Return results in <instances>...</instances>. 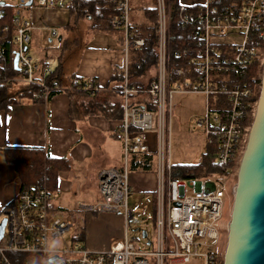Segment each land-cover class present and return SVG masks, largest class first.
Returning a JSON list of instances; mask_svg holds the SVG:
<instances>
[{"label": "built area", "instance_id": "2783aa9c", "mask_svg": "<svg viewBox=\"0 0 264 264\" xmlns=\"http://www.w3.org/2000/svg\"><path fill=\"white\" fill-rule=\"evenodd\" d=\"M6 1L17 6L12 27L0 24L1 32H13L14 55H17L19 76L10 85L19 82L29 85L33 88L31 99L45 100L60 89V84L48 65L33 60L27 52L32 26L23 8L29 0L0 3ZM69 1L31 0V5L64 8ZM106 1L116 9L112 22L123 32L125 50L131 45H142L141 38L129 39V0ZM3 15L0 8V19ZM51 35L55 36L56 30L51 29ZM263 48L264 0H239L226 8L215 0L193 5L156 0L154 72L147 85L137 89L129 86L128 64L123 67L119 89L123 116L114 134L123 145V163L98 170L99 200L77 206L78 210L89 213L120 215L122 236L111 237L104 249H89L77 243L49 248V241L63 237L74 226L75 219L52 214V191L43 187L20 193L1 210L6 223L0 239V264H180L192 258H201L203 264H222L223 250L219 248L222 233L227 230L225 213L256 103L252 104L248 119L241 98L255 96L260 90V83L254 80H224L227 74L240 76L251 66H257L260 77ZM83 89L97 91L92 84H84ZM176 93L227 96L231 103L224 111L206 106L203 116L195 120L212 152L211 162L217 167L207 176L186 177L182 172L175 173L171 165L169 123L171 97ZM142 95L145 98L141 99ZM151 131L156 134L153 149L146 140ZM147 152L154 154L156 186L150 194L153 211L145 215V221H152L154 234L148 237L147 224L136 227L141 236L145 232L142 247L126 231L129 225L141 224L127 205L131 192L128 161L133 154Z\"/></svg>", "mask_w": 264, "mask_h": 264}, {"label": "crops", "instance_id": "0c3cea01", "mask_svg": "<svg viewBox=\"0 0 264 264\" xmlns=\"http://www.w3.org/2000/svg\"><path fill=\"white\" fill-rule=\"evenodd\" d=\"M174 1L193 5L203 0ZM215 2L226 8L239 0ZM111 4L106 0H71L66 5V20L61 26L45 29L42 26H32L27 52L33 60L48 65L57 74L60 89L44 100L18 96L16 93L19 87L13 94H8L9 86L6 88L7 97L13 100L4 109H0V209L12 204L20 189L14 164L6 158V150L9 148H39L50 157L67 160L68 166L58 171L56 186L52 190L50 212L74 219L79 212V203L91 204L99 200L96 189L97 171L123 163V145L114 135L123 116L119 93L121 87L116 86L113 72L114 68L120 67L123 73L126 63L129 67V54L124 47L123 32L111 25L115 15V7H111ZM32 5L24 7L23 14ZM153 6L151 0H129V20L141 29V25L148 23L147 11ZM29 11L30 9L24 14L28 19L31 18ZM51 29L56 30L55 36L51 35ZM41 30L48 31L45 41L47 46H38ZM55 38L56 41L53 42ZM51 50L55 55L51 54ZM154 69L155 67L151 68L150 75ZM140 80L147 85V79ZM81 83L83 84L80 85ZM84 84H92L97 91L84 90ZM205 99L204 111L206 106L218 110L219 106H216L220 104L221 97ZM171 100L169 133L176 106L172 97ZM204 111L195 120L202 117ZM146 140L153 149L155 132H148ZM205 154L210 156L212 164V152L208 145ZM153 162L151 171L130 170L131 191L135 188L148 195L154 191L155 158ZM172 167L176 172L177 169L173 165ZM185 168L186 166L180 167L179 172H183ZM214 168L217 170V167ZM216 170L205 172L201 176H207ZM132 172L135 173L131 175ZM111 237L114 236L108 239Z\"/></svg>", "mask_w": 264, "mask_h": 264}, {"label": "trees", "instance_id": "16d2710c", "mask_svg": "<svg viewBox=\"0 0 264 264\" xmlns=\"http://www.w3.org/2000/svg\"><path fill=\"white\" fill-rule=\"evenodd\" d=\"M154 3L153 8L147 11L148 23L141 25V29L137 27V24L130 19L129 25L131 34L129 39L142 38L143 44L137 47L129 46V70H128V82L129 86L137 89L145 87L144 82H141L140 78L150 80L151 68L155 67V29H156V1L151 0ZM108 3V2H107ZM111 7L113 5L111 4ZM0 8L3 10V18L0 19V24H8L12 27L11 21L14 16V11L17 8L16 5L11 2L0 3ZM114 13L116 14V9ZM134 23V24H133ZM111 25L114 29L121 30L120 27H116L113 22ZM141 30V33H139ZM13 32H1L0 31V109H4L13 99L7 97L6 88L10 86V81L19 76V71L13 66L14 58V43L12 41ZM264 50V48H263ZM257 66H251L246 69L244 74L240 76H233L227 74L224 82H244L254 80L257 84L260 83V77L257 76ZM253 78V79H252ZM123 73L120 67L114 68L113 80L116 81L117 87H122ZM146 81V82H147ZM81 83L80 85H82ZM33 88L29 85H20L17 95L18 96H30V92ZM259 96V89L255 96L242 97L241 103L244 105L247 113V118H251L252 104L257 100ZM220 104L217 105L218 110L224 111L231 105L227 96H221L219 99ZM149 109L151 106L147 105ZM217 109V108H216ZM210 156L205 154L202 156L200 162L197 165L186 166L182 175L188 177L190 174L194 176H201L205 172L214 171V165L210 163ZM6 158L8 161L14 164L16 173L20 180L19 194L29 191H36L39 188H48L53 190L56 186L58 171L68 166V162L65 158L50 157L48 153L39 148H9L6 150ZM153 152H147L143 154H133L129 161L130 170L139 171H151L153 170ZM18 194V195H19ZM5 207L0 209L3 211ZM2 210V211H1ZM81 238V237H80ZM223 256V255H222ZM222 256L220 257L222 259Z\"/></svg>", "mask_w": 264, "mask_h": 264}, {"label": "rangeland", "instance_id": "374dc122", "mask_svg": "<svg viewBox=\"0 0 264 264\" xmlns=\"http://www.w3.org/2000/svg\"><path fill=\"white\" fill-rule=\"evenodd\" d=\"M29 11V18L31 26H42L43 29L51 26H61L66 18H64L65 12L68 11L65 8H48L43 6L32 5ZM24 11L26 14L27 10ZM32 19V20H31ZM33 21V23H32ZM48 36L47 30H41L38 46H47L46 38ZM56 41V38L53 42ZM37 44V42H36ZM52 47V46H51ZM30 52H34L30 50ZM54 51L51 50V54ZM55 55V54H53ZM262 72V69H259ZM21 83H13L8 87V94H13ZM172 99L176 104L173 111V117L171 121V131L169 134V153L170 162L177 169L175 173L179 172L180 167L190 166L197 164L203 155L207 152V143L202 130L198 129L194 125L196 117H199L205 106V96L200 93H176L173 94ZM135 172H132L134 174ZM131 177V176H130ZM236 183V178L235 182ZM233 194L228 199L227 210L225 213V222L228 224L230 210L232 206ZM128 208L131 209L141 221V224L129 225L126 229L129 237L134 239L136 244L143 247L144 239L141 233L136 230V227L143 228L144 224L147 229L149 238H152L153 223L152 221H145V215L153 211L152 197L145 192L139 191L135 188L130 192L127 198ZM75 224L71 227L61 238H55L50 240L48 247L58 248L63 244L77 243L80 246L94 247L95 249H104L110 239L108 237H120L123 234L122 217L117 214L110 213H89L79 210L76 213ZM2 213L0 218H2ZM81 237V238H80ZM227 230L222 233L220 241V250L224 251L226 244ZM180 264H203L201 258H192L188 263Z\"/></svg>", "mask_w": 264, "mask_h": 264}, {"label": "water", "instance_id": "95a60500", "mask_svg": "<svg viewBox=\"0 0 264 264\" xmlns=\"http://www.w3.org/2000/svg\"><path fill=\"white\" fill-rule=\"evenodd\" d=\"M30 4L31 0L27 2ZM13 66L17 69L16 54ZM5 223L3 217L0 239ZM222 264H264V65L259 96L238 163Z\"/></svg>", "mask_w": 264, "mask_h": 264}]
</instances>
